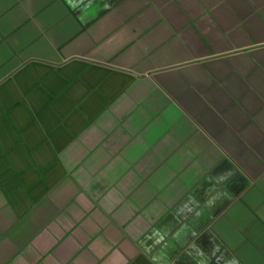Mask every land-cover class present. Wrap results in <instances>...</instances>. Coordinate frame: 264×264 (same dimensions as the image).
Listing matches in <instances>:
<instances>
[{
    "label": "crops",
    "instance_id": "obj_1",
    "mask_svg": "<svg viewBox=\"0 0 264 264\" xmlns=\"http://www.w3.org/2000/svg\"><path fill=\"white\" fill-rule=\"evenodd\" d=\"M0 264H264V0H0Z\"/></svg>",
    "mask_w": 264,
    "mask_h": 264
}]
</instances>
